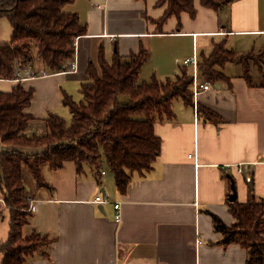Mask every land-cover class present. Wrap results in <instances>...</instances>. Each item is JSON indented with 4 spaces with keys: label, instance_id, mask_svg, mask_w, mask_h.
I'll list each match as a JSON object with an SVG mask.
<instances>
[{
    "label": "crops",
    "instance_id": "0c3cea01",
    "mask_svg": "<svg viewBox=\"0 0 264 264\" xmlns=\"http://www.w3.org/2000/svg\"><path fill=\"white\" fill-rule=\"evenodd\" d=\"M74 4L68 12L87 27L70 61L77 70L51 72L35 49L34 61L17 68L16 79L0 80V91L19 83L34 90L26 110L33 116L30 135L47 133L46 118L60 115L65 94H81L90 65L100 70L102 51L109 63L116 55L145 53L139 83L176 80L184 68L191 75L184 60L197 53L201 62L221 43L236 59L221 68L222 78L210 80L197 103L176 98L174 118L155 123L160 154L150 170L133 175L126 193L106 167L99 173L89 165L80 172L71 161L60 168L44 164L41 185L27 170L30 215L23 233L40 232L51 244L29 255L26 264H247V249L226 244L216 218L234 226L231 203H246L250 184L264 200V0H234L220 11L197 2L195 16L184 12L164 22L167 6L158 0H75L67 6ZM12 34L9 20L1 18L0 42L11 41ZM233 180L238 198L230 201ZM98 196L104 201L96 202ZM9 230V209L0 194L1 241Z\"/></svg>",
    "mask_w": 264,
    "mask_h": 264
},
{
    "label": "trees",
    "instance_id": "16d2710c",
    "mask_svg": "<svg viewBox=\"0 0 264 264\" xmlns=\"http://www.w3.org/2000/svg\"><path fill=\"white\" fill-rule=\"evenodd\" d=\"M74 1L0 0V19L7 18L13 28L11 41L0 42V80L16 79V69L34 61L35 49L37 57L54 73L63 71L65 64L74 60L75 40L87 33L78 14L65 11ZM233 1L158 0V5L167 6L161 20L164 22L184 12L195 16L197 2L220 11ZM235 56L223 43L215 45L212 54L200 62L202 75L208 80L222 78L221 68ZM146 59L142 52L128 58L116 55L109 63L100 52L101 74L92 63L90 78L81 86L83 99L76 101L69 94L63 97L72 122L51 113L46 118L44 135L27 133L33 116L26 110L34 90L19 83L10 92L0 91V194L10 214L8 239L0 240L1 264H26L29 255L51 244L40 232L23 233L30 215L24 170H29L41 185L44 164L60 168L71 161L80 172L89 165L99 173L106 167L119 191L126 193L135 173L152 168L162 146L155 123L172 120L174 100L181 97L192 104L193 93L192 75L186 68L176 80L153 77L151 82L139 83ZM121 96L130 99L121 103ZM251 189L250 184L246 203H231L234 226L227 227L218 218L216 221L226 244L239 243L247 249V264H264V200H258Z\"/></svg>",
    "mask_w": 264,
    "mask_h": 264
},
{
    "label": "built area",
    "instance_id": "2783aa9c",
    "mask_svg": "<svg viewBox=\"0 0 264 264\" xmlns=\"http://www.w3.org/2000/svg\"><path fill=\"white\" fill-rule=\"evenodd\" d=\"M77 43V39L75 40V45ZM184 65L186 67H190L191 70H192V93H193V99L195 101V103H197L198 101V97L199 95L203 92V91H207L211 88L212 86V83L210 80H205V81H202L201 79V76H202V73H201V69H200V60L198 59V55L197 53H195L192 57H189V58H186L184 60ZM18 69H22L21 68H18ZM77 70V65L73 62H70L68 64H65V67H64V72H73V71H76ZM49 73L47 72H44L41 74V76H47ZM31 76H35V72L32 71V75ZM197 104H195V107H196ZM239 171L242 172L243 170L241 168H239ZM103 175L106 174L105 171H103L102 173ZM96 202H103V198L102 196H98L96 197ZM120 204L117 203L115 205V209L117 210V214H116V221L117 222H120L122 220V216H121V212L119 211L120 210Z\"/></svg>",
    "mask_w": 264,
    "mask_h": 264
},
{
    "label": "rangeland",
    "instance_id": "374dc122",
    "mask_svg": "<svg viewBox=\"0 0 264 264\" xmlns=\"http://www.w3.org/2000/svg\"><path fill=\"white\" fill-rule=\"evenodd\" d=\"M75 6H76V4L67 6L66 9H65L66 12H68V11L73 12L74 9H75ZM5 31H6V29H4V28L1 31V34H2L3 37L7 36V34H5ZM8 36H9V33H8ZM98 71H99V74H101V68H100V70L98 69ZM74 98H75L76 101H81L83 99V96H82V94H80L78 97L76 95ZM129 99H130L129 96H121L120 97V102L121 103H127L129 101ZM59 113H60L61 117L65 121H67L68 123H71L72 122V119H73L72 118V114H71V112H70V110L68 108L64 107L62 111H59ZM37 121L38 122H42V118L37 119ZM26 171L27 170H24L25 183H27V179H28V176H29L28 173H26ZM2 199H3V196H2Z\"/></svg>",
    "mask_w": 264,
    "mask_h": 264
},
{
    "label": "water",
    "instance_id": "95a60500",
    "mask_svg": "<svg viewBox=\"0 0 264 264\" xmlns=\"http://www.w3.org/2000/svg\"><path fill=\"white\" fill-rule=\"evenodd\" d=\"M232 188H233V194L230 196V201H235L238 198V192H237L234 180L232 183Z\"/></svg>",
    "mask_w": 264,
    "mask_h": 264
}]
</instances>
